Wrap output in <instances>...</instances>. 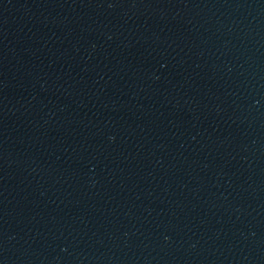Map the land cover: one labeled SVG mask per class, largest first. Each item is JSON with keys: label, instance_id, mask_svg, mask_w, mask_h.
I'll use <instances>...</instances> for the list:
<instances>
[{"label": "water", "instance_id": "95a60500", "mask_svg": "<svg viewBox=\"0 0 264 264\" xmlns=\"http://www.w3.org/2000/svg\"><path fill=\"white\" fill-rule=\"evenodd\" d=\"M0 264H264V0H0Z\"/></svg>", "mask_w": 264, "mask_h": 264}]
</instances>
